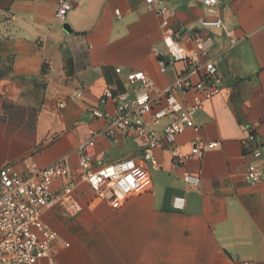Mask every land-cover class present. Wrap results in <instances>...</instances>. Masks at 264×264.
<instances>
[{"label": "crops", "instance_id": "1", "mask_svg": "<svg viewBox=\"0 0 264 264\" xmlns=\"http://www.w3.org/2000/svg\"><path fill=\"white\" fill-rule=\"evenodd\" d=\"M68 1L72 9L62 23L60 0H0V169L10 164L25 172L32 163L46 168L66 158L82 207L75 217L59 206L42 215L39 233L56 234L55 264H264V180L250 184L244 177L253 161L250 129L264 165V0H220V29L203 28L211 12L201 0H166L185 52L196 48L195 34L213 35L212 55L223 76L222 92L194 116L197 130H185L175 145L188 152V143L201 139L218 147L178 166L165 143L155 150L156 166L146 162L150 189L121 206L111 191L96 193L81 177L79 145L107 126L92 112H115L105 93L134 98L131 72L143 71L164 89L186 63L168 56L162 18L146 0ZM158 53L165 55L164 71ZM77 91L81 98L70 96ZM176 96L185 105L192 100V93ZM144 120L146 130L157 131L171 122ZM147 142L146 133L115 140L100 135L93 168L142 161ZM185 172L200 179L192 191ZM66 182L57 179L53 191ZM177 196L186 200L182 211L174 208Z\"/></svg>", "mask_w": 264, "mask_h": 264}, {"label": "built area", "instance_id": "2", "mask_svg": "<svg viewBox=\"0 0 264 264\" xmlns=\"http://www.w3.org/2000/svg\"><path fill=\"white\" fill-rule=\"evenodd\" d=\"M201 1L211 12L202 20L203 28L220 29L222 21L216 13L220 0ZM146 4L162 18V27L165 30L163 40L168 56L177 62H185L186 69L173 85L164 89H156L153 81L143 71L131 72L127 83L134 90V98L130 99L127 92L115 95L105 93L103 100L112 99L115 112L108 114L99 109L92 112L94 117L105 119L107 126L102 133L95 134L79 145L77 152L81 177L96 193L111 191L115 206H121L133 194L144 193L150 189L152 182L146 162L155 167V150L163 148L165 143L171 145L168 152L178 166H185L191 160H199L208 150L218 147L216 141L201 139L191 140L188 143V152L175 145L177 137L185 130H197L195 114L203 110L207 101L222 92L223 76L216 58L212 55L213 35L201 32L195 34L196 48L187 53L180 45L176 29L170 27L171 12L166 0H146ZM71 9V2L60 0L57 20L64 23ZM116 14L120 16V11ZM158 56L164 71L165 55L158 53ZM176 93H192L191 102L183 104ZM70 96L81 98L83 93L77 91ZM145 116H150L154 122L170 117L171 122L161 131L146 130ZM145 133L148 142L143 149L142 161L126 158L110 166L93 168V151L100 135L115 140ZM246 141L253 161L247 164L244 177L248 183L257 184L264 180V165L260 163L262 151L252 129L249 130ZM61 178L67 182L60 191L54 192L53 183ZM184 178L189 191L199 185L200 179L196 175L185 172ZM75 188L73 169L66 158L46 168L32 163L25 172L10 164L0 169V264H41L44 260L47 264L56 263L52 252L56 234L49 229L39 233L42 228V215L53 206L61 207L69 217L78 215L82 207L75 198ZM185 203L184 197L177 196L174 199V208L182 211Z\"/></svg>", "mask_w": 264, "mask_h": 264}, {"label": "trees", "instance_id": "3", "mask_svg": "<svg viewBox=\"0 0 264 264\" xmlns=\"http://www.w3.org/2000/svg\"><path fill=\"white\" fill-rule=\"evenodd\" d=\"M4 68V67H3ZM2 67H1V63H0V74L3 76V75H5V73H4V70H3V72H2V69H3Z\"/></svg>", "mask_w": 264, "mask_h": 264}, {"label": "water", "instance_id": "4", "mask_svg": "<svg viewBox=\"0 0 264 264\" xmlns=\"http://www.w3.org/2000/svg\"><path fill=\"white\" fill-rule=\"evenodd\" d=\"M65 30H66V31H69V27H68V26H65Z\"/></svg>", "mask_w": 264, "mask_h": 264}, {"label": "rangeland", "instance_id": "5", "mask_svg": "<svg viewBox=\"0 0 264 264\" xmlns=\"http://www.w3.org/2000/svg\"><path fill=\"white\" fill-rule=\"evenodd\" d=\"M2 72H3V69H2ZM4 76V75H3ZM3 76L0 74V79H2L3 78Z\"/></svg>", "mask_w": 264, "mask_h": 264}]
</instances>
